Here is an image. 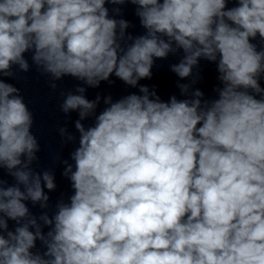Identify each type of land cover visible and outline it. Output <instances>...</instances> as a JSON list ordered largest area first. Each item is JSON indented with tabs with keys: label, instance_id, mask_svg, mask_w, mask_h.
<instances>
[{
	"label": "clouds",
	"instance_id": "9594fccd",
	"mask_svg": "<svg viewBox=\"0 0 264 264\" xmlns=\"http://www.w3.org/2000/svg\"><path fill=\"white\" fill-rule=\"evenodd\" d=\"M169 56L183 99L139 84ZM202 60L215 98L194 88ZM32 66L53 90L80 82L61 93L79 139L51 215L54 173L33 167L34 115L6 82ZM113 75L140 94L86 98ZM262 81L264 0H0V169L14 180L0 177V264H264Z\"/></svg>",
	"mask_w": 264,
	"mask_h": 264
}]
</instances>
